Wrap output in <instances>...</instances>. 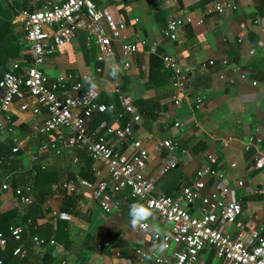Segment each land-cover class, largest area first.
I'll use <instances>...</instances> for the list:
<instances>
[{
  "label": "crops",
  "instance_id": "1",
  "mask_svg": "<svg viewBox=\"0 0 264 264\" xmlns=\"http://www.w3.org/2000/svg\"><path fill=\"white\" fill-rule=\"evenodd\" d=\"M44 1L16 0L17 10L36 12ZM93 1L109 13L112 22L122 20L125 24L124 30L113 33L105 23L112 40V58L105 62L98 46L88 47L86 33L80 32L71 45L59 48L49 59L45 73L51 80L65 75L92 76L102 92L100 102L117 104L114 114L98 116L100 125L108 122L123 127L130 119L119 118L124 113L117 103L114 85L120 84L142 118L133 127L134 138L143 144L146 176L156 180V196H178L194 185L198 172L210 168L216 175L206 178L202 195L223 194L229 202H240L242 214L227 232L256 244L264 238V171L255 169V160L264 149L246 151L245 146L264 126V0ZM216 5L223 6L224 12L209 15L207 9ZM186 15L202 25L187 24L171 42L166 37L169 21ZM17 22L13 23L15 31L24 33L20 35L19 58L0 63V73L13 62L26 66L29 60L25 31ZM124 44L140 49L130 60L129 70L124 69L125 59L120 54ZM165 56L176 58L190 77L187 98L179 107L172 102V76L163 68ZM99 68L103 74L97 75ZM199 99L202 105L197 104ZM6 114L13 123L11 131H0V155L5 158V164L0 165V188L6 182L10 190L0 189V230L7 234L0 233L7 237L8 245L0 251L18 247L11 237L12 230L28 221L22 245L29 253L25 259L5 256L3 264H156L151 256H137V249L171 264V252L162 247L171 241V227L157 213L150 212L144 222L149 230L138 233L139 226H131L128 213L131 204L142 203L125 190L115 196L121 203L120 214H106L94 199L93 190L83 187L81 181L93 186L108 182L107 169L77 150L66 151L61 157L52 154L31 164V154L48 141L32 131L33 126L43 122L42 117L22 112L18 100L8 106ZM12 139L22 147L13 159ZM108 141L121 152L133 153L131 142L120 146L113 137ZM164 141L178 142L186 153L159 150ZM172 159L177 167L159 177L161 167ZM66 183L72 184L75 194L67 193L63 187ZM18 190L32 203L22 201L16 195ZM181 205L192 213L197 210L185 202ZM33 207L39 210L31 214ZM29 213L32 216L28 219ZM59 214H67L70 220H62ZM156 234L160 235L158 244L153 243ZM36 237L56 245L38 247L33 242ZM106 242L111 247L99 251L98 246ZM198 264L221 262L214 251L205 250Z\"/></svg>",
  "mask_w": 264,
  "mask_h": 264
},
{
  "label": "built area",
  "instance_id": "2",
  "mask_svg": "<svg viewBox=\"0 0 264 264\" xmlns=\"http://www.w3.org/2000/svg\"><path fill=\"white\" fill-rule=\"evenodd\" d=\"M6 1L15 8L16 0ZM15 11L18 14L14 22L18 23L19 20L25 31L24 40L29 48V60L26 66L20 61L13 62L6 72L0 75V131H11L13 121L6 113L8 106L17 100L21 102L22 112H32L34 116L42 117L43 122L33 126L32 131L48 141L31 154V164H36L52 154L61 157L69 150L85 152L91 161L107 169L109 180L96 186L81 181L82 186L93 190L94 199L106 214H120L121 203L115 196L125 190H130V196L141 202L150 212L157 213L171 227V241L162 246L164 250L171 252V264H198L205 250L214 251L221 264H264V238L259 239L256 244H251L227 232V227L234 226L241 216L242 204L227 201L223 194L202 195L206 178L216 175L212 169L198 172L194 185L184 188L176 197L156 196V180L146 176L147 160L142 153L143 144L134 138L133 127L139 124L142 118L120 84L114 85L117 103L124 113L119 118L129 116L130 119L123 127H115L108 122L93 126L98 116L117 111L115 102H100L102 92L97 81L87 74L65 75L51 80L45 73L44 67L49 59L59 48L71 45L80 32L86 33L87 46L97 45L103 60L109 61L113 55L112 40L108 36L105 23H108L111 32L116 33L119 29H125L124 22H112L109 13L100 10L93 0H47L41 2L40 9L36 12L18 11L16 8ZM223 12L224 7L220 5L207 9L209 15ZM187 24L200 26L202 22H196L190 15L172 19L168 23L166 37L171 42L176 41L179 30ZM46 29L52 31L48 32ZM262 50L264 52V43ZM139 52L140 49L136 45L121 46L120 54L125 59V70L130 69V60ZM251 55H254V52H251ZM163 68L172 76V102L175 107H179L189 92V74L172 56L163 58ZM96 73L103 74V69H97ZM241 78L245 80L246 76L242 75ZM253 85L257 86V83ZM202 103L201 99L197 100L198 105ZM109 137L115 138L120 146L131 142L133 153L128 155L125 151L115 149L109 143ZM12 142L13 159L22 152V147L17 139H12ZM253 148L264 149V126L250 137L245 146L246 151ZM158 149L186 153L178 142L172 141L162 142ZM209 159L214 162L213 157ZM75 163H78V160H75ZM4 164L5 158L0 155V165ZM176 167L177 161L172 159L161 167L159 177ZM255 169L264 171L263 153L256 157ZM239 186H243V183L240 182ZM63 187L68 194L76 193L72 184L66 183ZM0 189L2 192H8L10 186L5 182ZM16 193L22 201L32 203L26 201L21 191ZM181 202L197 210L192 213L182 207ZM2 213L3 209L0 207V215ZM58 217L70 220L67 214H59ZM25 228V224L19 225L11 233L12 239L19 244L13 255L22 259L29 253L22 245ZM148 230L149 225L136 229L138 233ZM159 241L160 235H154L153 243L158 244ZM33 242L38 247L56 245L54 241L47 242L39 237L34 238ZM7 245V238L0 233V249H5ZM110 247L111 244L106 242L99 245L98 250L103 251ZM135 254L142 259L151 256L156 264H169L157 255H149L139 249ZM117 255L120 256L119 253ZM0 264H3L2 260Z\"/></svg>",
  "mask_w": 264,
  "mask_h": 264
},
{
  "label": "trees",
  "instance_id": "3",
  "mask_svg": "<svg viewBox=\"0 0 264 264\" xmlns=\"http://www.w3.org/2000/svg\"><path fill=\"white\" fill-rule=\"evenodd\" d=\"M15 8L17 9L16 1H15ZM15 8L11 6L6 0H0V63H6L10 59L19 58V51L21 49L20 48V44H21L20 35L22 36L24 35V33L20 34L15 31V26L13 23H14V18L18 14L17 11H15ZM6 70L5 71L1 70L0 75H3L6 72ZM102 103L109 104L111 102H102ZM108 114L112 115L114 113H108ZM99 118L100 117L96 118L98 121L97 124H100ZM95 123L93 124V126H95ZM38 210H39V207H33L31 208L30 211H31V214H33V213H36ZM1 215H0V219L3 218ZM31 216L29 213L27 218L29 219V217ZM24 224L28 227L29 222L24 221ZM0 232L7 234V231L3 232L0 230ZM8 247L9 248L6 249L5 252L0 251V260L2 261L3 259L5 260V256L9 257L10 260L13 258V253L16 248L15 246H8Z\"/></svg>",
  "mask_w": 264,
  "mask_h": 264
},
{
  "label": "clouds",
  "instance_id": "4",
  "mask_svg": "<svg viewBox=\"0 0 264 264\" xmlns=\"http://www.w3.org/2000/svg\"><path fill=\"white\" fill-rule=\"evenodd\" d=\"M130 224L133 228L137 226L146 228L148 225L144 223L151 215L150 211L140 203H133L129 206Z\"/></svg>",
  "mask_w": 264,
  "mask_h": 264
}]
</instances>
